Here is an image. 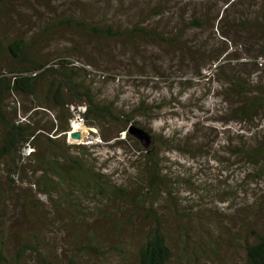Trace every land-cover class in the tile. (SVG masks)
<instances>
[{
  "label": "trees",
  "instance_id": "obj_1",
  "mask_svg": "<svg viewBox=\"0 0 264 264\" xmlns=\"http://www.w3.org/2000/svg\"><path fill=\"white\" fill-rule=\"evenodd\" d=\"M6 1L0 0V5ZM236 2L229 0L224 9ZM259 2L264 8V0ZM252 17L243 18L241 26L264 29V12ZM62 22L96 37L130 42L159 38L153 28L137 24L123 28L69 16ZM205 24L191 16L189 26ZM51 28L48 25L45 34ZM171 41L191 57L201 53L187 40L173 37ZM227 49L220 48L208 62L214 65L211 75L219 87L214 95L223 103L220 121L236 122L247 134L230 147L232 155L253 170L241 172L235 188H219L220 180L212 189L202 188L205 194L193 202L179 196V176L173 175L163 156L176 136L161 134L146 147H135L134 171L121 183L95 162L85 163L91 154L89 146L66 142L71 121L78 115L96 126L105 141L114 139L122 146L129 140L139 146L127 128L138 126L134 118L146 112L140 106L119 108L104 97L99 84L112 76L91 60L90 65L61 54L34 59L21 38L4 45L0 35V264H25L28 255L40 264L54 227L79 238L73 250L93 264H264V218L257 205L264 198H248L251 189L244 183L248 176L258 182L264 170V136L259 133L264 122V75L257 73L264 70V62L258 61L263 54L251 62H239L241 56ZM3 58L13 66L2 68ZM195 70L202 76V68ZM122 133L125 136L120 138ZM191 143L175 146L185 155L199 153H191ZM27 145L31 151L24 153ZM185 180L194 188L191 176ZM224 183L228 185V180ZM238 194L240 203L229 209L226 201ZM42 199L52 202L51 209L45 208ZM10 205L19 207V214L31 222L24 230L14 226L13 219L19 216L9 212Z\"/></svg>",
  "mask_w": 264,
  "mask_h": 264
},
{
  "label": "rangeland",
  "instance_id": "obj_2",
  "mask_svg": "<svg viewBox=\"0 0 264 264\" xmlns=\"http://www.w3.org/2000/svg\"><path fill=\"white\" fill-rule=\"evenodd\" d=\"M228 1L7 0L0 5V35L4 45L14 38H21L30 47L34 59L45 60V55H67L90 65L95 62L106 75L112 76L114 79L99 84L104 97L125 110L142 107L140 109L146 112L145 115L136 116L134 120L149 133L148 144L161 134L165 138L176 136L171 149L163 155L165 163L172 166L173 175L179 176V196L183 200L198 202V195L205 194L202 188L212 189L218 180L221 181L218 186L221 189L235 188L242 179L241 172L253 170L232 155L230 147L247 134L241 129L243 126L236 122L224 124L220 121L223 103L214 95L219 87L211 75L214 65L210 66L208 62L225 46L234 56H241L239 62H251L260 53L263 55L258 57V61L264 62V29L241 26L243 18L253 16V19L262 15L264 8L259 0H237L225 10ZM219 13H223L221 18ZM68 16L78 21L110 23L123 28L133 24L143 25L153 28L159 38H141L130 42L125 38L96 37L80 26L63 23ZM191 16H198L206 23L205 26H189ZM48 25L53 28L45 34ZM173 37L187 40L193 50L201 53L191 57L171 41ZM3 56L6 57V54ZM4 58L1 60L2 68L12 67L11 61ZM242 66L247 67L246 64ZM197 67L202 68V76L197 75ZM257 73L264 75V70ZM75 122L87 128L86 138L72 141L67 134L66 142L89 146L87 149L91 154L86 156V164L95 162L99 169L113 175L111 177L117 183L123 182L128 173L132 174L135 147L144 148L147 145L135 138L139 146L129 140L118 146L114 139L105 141L96 126H89L78 115L72 119L71 129H79L74 127ZM259 128L260 135L264 136V122ZM124 136L122 133L120 138ZM190 140L191 153H199L185 155L175 146ZM198 144L202 148L196 147ZM30 151L31 148L25 146L24 153ZM166 176L173 180L169 173ZM188 176L192 177L194 188L187 185L185 179ZM261 176L258 182L252 181L249 176L245 179L244 183L251 189L248 198H264V170ZM222 180H228V185ZM240 197L241 194H238L236 199H228L227 207L232 210L237 202L240 203ZM42 200L45 208L51 209L52 202ZM257 205L264 218V203L258 202ZM220 206L225 207V204ZM8 210L19 216L13 219L17 230H24L31 223L19 214V207L10 205ZM54 230L47 235L44 261L40 264H93L90 258L79 257L73 250L79 238H72L70 231L58 227ZM74 253L75 257L72 256ZM25 264L38 262L33 255H28Z\"/></svg>",
  "mask_w": 264,
  "mask_h": 264
},
{
  "label": "water",
  "instance_id": "obj_3",
  "mask_svg": "<svg viewBox=\"0 0 264 264\" xmlns=\"http://www.w3.org/2000/svg\"><path fill=\"white\" fill-rule=\"evenodd\" d=\"M129 134L142 141L144 145L150 140L149 133L141 127H138L134 124H130L127 128ZM83 130H71L68 132V138L72 141L80 140L83 137ZM86 138V137H85ZM144 140V141H143Z\"/></svg>",
  "mask_w": 264,
  "mask_h": 264
},
{
  "label": "bare ground",
  "instance_id": "obj_4",
  "mask_svg": "<svg viewBox=\"0 0 264 264\" xmlns=\"http://www.w3.org/2000/svg\"><path fill=\"white\" fill-rule=\"evenodd\" d=\"M74 127L75 128H79V129H81L82 128V130H83V132H84V134H83V137L80 139V140H77V141H83L84 139H85V135H86V133H87V128L86 127H81V124L80 123H74ZM81 127V128H80Z\"/></svg>",
  "mask_w": 264,
  "mask_h": 264
},
{
  "label": "built area",
  "instance_id": "obj_5",
  "mask_svg": "<svg viewBox=\"0 0 264 264\" xmlns=\"http://www.w3.org/2000/svg\"><path fill=\"white\" fill-rule=\"evenodd\" d=\"M78 119H79V118H78ZM79 120H80V119H79ZM80 121H81V120H80ZM80 124H81V123H80ZM81 125H82V124H81ZM81 129H82V128H81ZM71 130H76V129H73V128H72ZM71 130H70V131H71ZM78 130H79V129H78Z\"/></svg>",
  "mask_w": 264,
  "mask_h": 264
}]
</instances>
